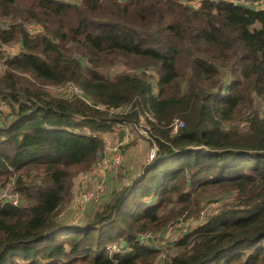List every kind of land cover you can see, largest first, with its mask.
Instances as JSON below:
<instances>
[{
    "label": "trees",
    "instance_id": "16d2710c",
    "mask_svg": "<svg viewBox=\"0 0 264 264\" xmlns=\"http://www.w3.org/2000/svg\"><path fill=\"white\" fill-rule=\"evenodd\" d=\"M193 1L0 0V186L12 179L20 196L0 205V264H155L161 252L138 235L214 194L232 200L162 264H264V9ZM66 84L87 102L45 89ZM141 119L154 160L118 175L82 219L57 222L105 138ZM113 243L127 251L111 255Z\"/></svg>",
    "mask_w": 264,
    "mask_h": 264
},
{
    "label": "rangeland",
    "instance_id": "374dc122",
    "mask_svg": "<svg viewBox=\"0 0 264 264\" xmlns=\"http://www.w3.org/2000/svg\"><path fill=\"white\" fill-rule=\"evenodd\" d=\"M229 1V0H226ZM32 33H36L39 31L38 27H30ZM2 52L4 53V56L6 57H14L17 55L18 48L16 45H12L11 47H4L2 48ZM6 67L5 64L0 61V77L3 75ZM123 68L121 66H115L112 67L104 72V75L107 77H112L119 72H121ZM46 91L53 96L58 95L57 87L53 86H46ZM1 111H6L5 107L0 105ZM141 124V125H140ZM140 125V126H139ZM145 123L141 119L139 124L136 127H120L115 134H111L106 138V148H105V155L103 154V158H106L108 160L111 159V152H113V149H118L120 151V154L122 156V161L117 170H112L111 166L106 168L105 170L95 168L94 174L87 176V178H82V175H79L73 180L72 183V195L73 199L68 205L67 209L62 212L58 218L57 222H60L61 224H70L77 219H82L84 216L85 210L83 211L81 208V203L79 200V195L81 192L86 193H93L94 192V183L96 180H104L106 186L105 194L108 190V187L111 186V183L116 182L120 184H124L126 182V179L124 177H119L118 175L125 173L133 174L135 170H137L140 165L147 164V156L148 151L150 148V144L148 141H146L143 137V132L145 130L144 128ZM124 128L125 130L122 131L121 129ZM128 171V172H127ZM86 177V176H85ZM121 179V180H120ZM113 181V182H112ZM230 195H222V194H214L210 197H207L204 201L199 203L200 209H206L207 210V218H210L212 215H215L218 212V209L225 203L230 202L232 199ZM96 202H93V199L89 201L88 206H91L92 204H95ZM195 215L190 216H181L177 218L174 222L170 223L164 230H166L169 226L175 224L179 219H186L188 217H193ZM191 227V226H190ZM188 226V228H190ZM187 228V229H188ZM186 229V230H187ZM151 234L158 236L160 233H141V234ZM180 234H175L172 239L168 240L164 238V236L158 237V238H151L149 239L148 246H152L155 249L159 250L161 252V255L159 257V260H164L166 255L168 254L167 248L171 243L178 240L180 238ZM173 241V242H172ZM120 247L121 245L119 243H113ZM110 253V252H109Z\"/></svg>",
    "mask_w": 264,
    "mask_h": 264
},
{
    "label": "built area",
    "instance_id": "2783aa9c",
    "mask_svg": "<svg viewBox=\"0 0 264 264\" xmlns=\"http://www.w3.org/2000/svg\"><path fill=\"white\" fill-rule=\"evenodd\" d=\"M202 1L204 0H195L191 2L189 5L193 9H198ZM243 4L253 9H264V0H258L255 2H243ZM57 91H58V95L56 97H61L64 99H72L74 97H78L86 101L83 91L74 84H66L64 86L57 87ZM127 110L128 108L125 109V111ZM149 119L152 120L151 118ZM182 126L183 124L181 122L174 121L170 125L172 134H176L178 130L182 128ZM144 128L145 130L143 132V137L150 144V148H149L148 156H147V162L149 163L154 160L155 155L157 153V147L155 144L150 142V138L147 133V128L145 126ZM122 129L125 130L124 128ZM121 161H122V156L120 154V151L118 149H113L110 160L102 157L100 161L89 172L83 174L82 178L85 179L87 178V176L93 175L95 168L105 170L106 168L111 166L112 170H117L121 164ZM105 190H106V185H105L104 180L102 181L96 180V182L94 183L93 193L92 192L91 193L81 192L79 195V200L81 203L82 210L84 211L87 208L90 200L93 199V202L100 201L105 195ZM19 203H20V196H19V193L15 190L14 180L11 179L5 185L0 186V205L9 204L13 207H17ZM207 219H208L207 210L201 208V210L195 216L188 217L186 219H179L175 224L169 226L166 230H163L162 233H160L158 236L151 235L150 233L138 235L137 243L140 245H148V243L151 241V240L149 241V239L151 238L153 239V238L164 236V238L166 239L169 238L168 240H170L175 234L181 233L180 236H182V234L204 225ZM188 226L189 227L191 226V227L188 228ZM108 250L111 255H120L127 251V246L121 245L120 247H118L115 244H111L108 247ZM162 262L163 260L160 261L158 258L155 264H162Z\"/></svg>",
    "mask_w": 264,
    "mask_h": 264
},
{
    "label": "crops",
    "instance_id": "0c3cea01",
    "mask_svg": "<svg viewBox=\"0 0 264 264\" xmlns=\"http://www.w3.org/2000/svg\"><path fill=\"white\" fill-rule=\"evenodd\" d=\"M122 131H124L123 129H121ZM117 132V131H116ZM115 134V133H114ZM108 137V136H107ZM106 137V138H107ZM106 138H105V148H106ZM104 155H105V150H104V153H103ZM110 156H112V152H111V155Z\"/></svg>",
    "mask_w": 264,
    "mask_h": 264
}]
</instances>
